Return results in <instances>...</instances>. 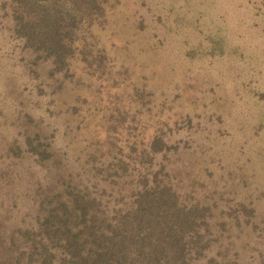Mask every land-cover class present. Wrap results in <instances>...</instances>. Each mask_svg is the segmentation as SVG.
Returning a JSON list of instances; mask_svg holds the SVG:
<instances>
[{
	"label": "rangeland",
	"instance_id": "obj_1",
	"mask_svg": "<svg viewBox=\"0 0 264 264\" xmlns=\"http://www.w3.org/2000/svg\"><path fill=\"white\" fill-rule=\"evenodd\" d=\"M108 20L94 30L107 56L100 78L80 57L56 73L45 60L0 55V260L14 237V249L22 247L17 231L36 224L40 200L59 185V170L47 161L41 171L27 143L51 139L56 128L62 149L63 129L75 131L93 112L83 138L97 127L105 140L111 124L122 126L119 144L136 142L140 153L161 135L169 150L154 166L175 178L182 196L191 189L211 207L213 231L232 238L241 259L262 264L264 0H119ZM76 99L66 113L75 122L65 112L55 122L45 117L49 105L72 108ZM15 141L19 154L9 150Z\"/></svg>",
	"mask_w": 264,
	"mask_h": 264
},
{
	"label": "trees",
	"instance_id": "obj_2",
	"mask_svg": "<svg viewBox=\"0 0 264 264\" xmlns=\"http://www.w3.org/2000/svg\"><path fill=\"white\" fill-rule=\"evenodd\" d=\"M111 1L0 0V39L7 48L0 55L29 56L35 64L45 60L56 73L68 72L71 60L80 57L89 73L100 78L107 56L98 48L94 30L108 23V11L119 0ZM61 88H53L54 102ZM77 103L66 109L49 105L45 117L55 122L61 113L77 109ZM93 115L90 112L75 131L63 129V150L54 147L56 128L51 139H29L28 152L41 171L49 161L61 173L54 176L59 185L40 200L36 224L19 228L16 237L23 245L14 249V237L2 264H252L254 260L244 261L230 246L232 238L213 231L211 207L191 189L182 196L175 178L154 166L155 156L169 150L161 135L140 153L136 142L119 144L115 135L124 133L122 126L111 124L105 140L97 127L83 138L81 127L85 123L89 128ZM66 117L76 121L70 114ZM16 143L9 150L19 154L24 146Z\"/></svg>",
	"mask_w": 264,
	"mask_h": 264
}]
</instances>
